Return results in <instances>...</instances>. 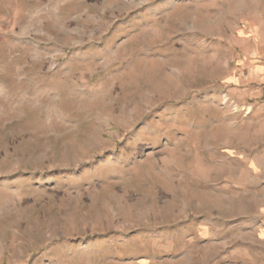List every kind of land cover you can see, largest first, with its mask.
<instances>
[{"label": "rangeland", "instance_id": "rangeland-1", "mask_svg": "<svg viewBox=\"0 0 264 264\" xmlns=\"http://www.w3.org/2000/svg\"><path fill=\"white\" fill-rule=\"evenodd\" d=\"M0 264H264V0H0Z\"/></svg>", "mask_w": 264, "mask_h": 264}, {"label": "crops", "instance_id": "crops-1", "mask_svg": "<svg viewBox=\"0 0 264 264\" xmlns=\"http://www.w3.org/2000/svg\"><path fill=\"white\" fill-rule=\"evenodd\" d=\"M261 68H262L261 66L256 67V69H258V70H256L255 73H256V72H257V73L262 72L263 69H261Z\"/></svg>", "mask_w": 264, "mask_h": 264}]
</instances>
